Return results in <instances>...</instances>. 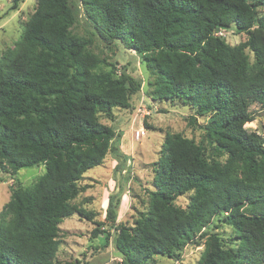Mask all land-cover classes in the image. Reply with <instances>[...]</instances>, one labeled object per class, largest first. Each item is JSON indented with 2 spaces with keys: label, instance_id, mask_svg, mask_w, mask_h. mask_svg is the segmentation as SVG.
<instances>
[{
  "label": "trees",
  "instance_id": "16d2710c",
  "mask_svg": "<svg viewBox=\"0 0 264 264\" xmlns=\"http://www.w3.org/2000/svg\"><path fill=\"white\" fill-rule=\"evenodd\" d=\"M24 1L11 0V10ZM82 1L94 35L138 52L154 77V100L188 106L192 125L207 117L201 141L165 133L155 189L133 225L117 224L121 196H110L94 230L105 244L96 250L115 230L121 264H147L156 255L176 258L200 235L198 264H264V135L245 127L255 118L251 103L264 105V0ZM77 20L74 0H38L0 57V170L46 167L33 185L12 189L0 218V264H88L54 259L60 224L75 213L94 218L74 202L86 190L81 181L121 153L120 132L100 115L132 107L141 87L90 49L92 37L72 31ZM232 29L248 38L232 45L218 33ZM189 192L187 207L177 205ZM223 213L233 246L203 231Z\"/></svg>",
  "mask_w": 264,
  "mask_h": 264
},
{
  "label": "rangeland",
  "instance_id": "374dc122",
  "mask_svg": "<svg viewBox=\"0 0 264 264\" xmlns=\"http://www.w3.org/2000/svg\"><path fill=\"white\" fill-rule=\"evenodd\" d=\"M38 0H25L18 10H11V0H0V57L15 46L21 38L25 24L34 13ZM78 20L72 26V31L80 36L92 37L90 49L100 57L106 58L111 69L119 73L126 68L140 83L139 92L133 97L132 107L115 108L112 119L100 115L103 123L113 125L120 132V139H116L119 151L123 154H108L104 163L85 173L81 184H86V190L74 199L78 205L93 211L92 220L78 213L66 217L60 224L59 247L55 260L75 261L80 259L88 264H121L123 255L114 245L113 230L107 247H96L105 244V238L94 235L107 214V206L111 195L120 194L121 204L118 211V223L133 225L140 215L147 211L149 192L155 189L154 177L158 162L165 153V133L181 132L187 137L201 141L204 130L201 128L207 117L198 116L197 124L189 123V116L193 111L186 105L171 101L154 100L151 95L152 86L149 81L154 77L147 69L138 52L128 49L118 42H105L94 35L93 28L86 17L82 0H74ZM264 13V5L259 7ZM226 40L234 45L248 38L245 32L236 30L219 31ZM250 59L254 61V53L248 49ZM113 63L116 65L113 67ZM250 110L254 114L253 121L247 122L245 127L250 131H257L264 135V105L253 102ZM223 161L226 158H222ZM46 172L45 165L24 167L14 176L0 170V218L4 207L11 199L12 189L29 187ZM193 192L180 196L176 204L186 208ZM218 233L225 240L227 246L235 245L237 237L232 225L226 222L225 213L216 216L212 223L203 231ZM204 239L200 235L188 241L176 258L156 255L147 264H198L204 248ZM83 264V262H82Z\"/></svg>",
  "mask_w": 264,
  "mask_h": 264
}]
</instances>
